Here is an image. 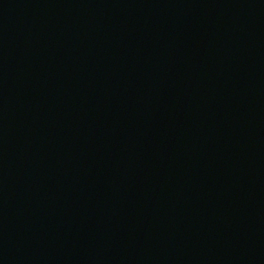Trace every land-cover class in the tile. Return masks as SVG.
I'll return each instance as SVG.
<instances>
[{
    "label": "water",
    "instance_id": "obj_1",
    "mask_svg": "<svg viewBox=\"0 0 264 264\" xmlns=\"http://www.w3.org/2000/svg\"><path fill=\"white\" fill-rule=\"evenodd\" d=\"M0 264H264V0H0Z\"/></svg>",
    "mask_w": 264,
    "mask_h": 264
}]
</instances>
